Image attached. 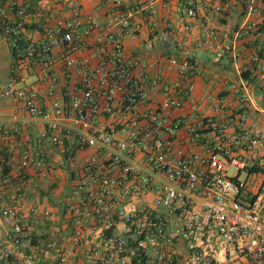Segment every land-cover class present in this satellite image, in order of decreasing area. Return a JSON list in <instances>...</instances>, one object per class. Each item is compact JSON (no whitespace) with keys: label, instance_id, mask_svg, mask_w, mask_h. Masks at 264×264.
<instances>
[{"label":"built area","instance_id":"built-area-1","mask_svg":"<svg viewBox=\"0 0 264 264\" xmlns=\"http://www.w3.org/2000/svg\"><path fill=\"white\" fill-rule=\"evenodd\" d=\"M47 1L28 7L22 0H0V40L14 56L13 77L3 93L44 124L39 142L65 150L72 141L77 151H90L68 193L69 245L59 251L55 264H75L77 259L83 264H130L137 257L144 264H264V132L256 122L246 124V92L239 93V129L233 136L213 116L179 119L173 112L191 99L192 64L171 58L169 66H178L185 85L172 82L163 100L149 108L147 65L124 47V38L136 31L123 9L129 0H104L119 34L83 15L79 5L59 6L60 0H52L56 6L46 7ZM227 8L225 3L214 10ZM62 9L68 14L62 15ZM182 14L195 18L197 12L189 2ZM28 26L41 35L38 43L25 39ZM259 28L253 21L237 34L251 39ZM183 29L188 31V25ZM205 32L208 48L221 50L214 31L206 27ZM94 33L100 36L95 65L76 62L74 55ZM58 61L66 79L79 77L72 89L60 93L52 70ZM34 70L45 85L44 96L33 85L21 84ZM159 80L157 75L151 84ZM16 135L19 128L0 120V144ZM179 140L186 151L175 149ZM21 166L47 176L40 148L26 147ZM229 167L237 171L232 178ZM15 189L20 197L19 187ZM2 196L3 191L0 201ZM30 213L37 211L31 208ZM41 215L47 218L49 212ZM0 219L9 225L0 248L6 264H34L37 252L47 257L54 250L52 242L32 243L33 224L15 207L0 202Z\"/></svg>","mask_w":264,"mask_h":264},{"label":"crops","instance_id":"crops-1","mask_svg":"<svg viewBox=\"0 0 264 264\" xmlns=\"http://www.w3.org/2000/svg\"><path fill=\"white\" fill-rule=\"evenodd\" d=\"M35 1L22 0L28 7ZM189 2L196 9L195 18L182 14ZM225 3L228 4L227 9L220 12L214 10ZM66 4L79 5L83 15L94 17L101 27L119 34V26L115 24L110 7L104 0H60L58 5ZM45 6L56 5L48 0ZM251 8L255 13L250 12ZM123 9L129 15L131 26L136 27L132 36L124 38L125 50L147 65V107L158 105L163 100L164 89L172 82L182 81L178 66H169V59L173 58L177 63L188 59L192 64L188 82L193 85V91L190 100L184 99L183 108L173 112L175 117L188 119L193 114L213 116L226 127V133L233 136L239 129V93L244 91L250 101L245 109L246 124L256 122L264 132V0H157L154 3L150 0H129ZM67 14L62 9V15ZM253 21L260 27L258 35L251 39L238 36L237 31ZM184 25H188V31L183 29ZM206 27L214 31L223 45L221 50L208 48ZM35 30L32 28L24 34L29 43L41 40V35ZM99 37L94 33L85 39L84 48L74 55L76 62L89 60L92 66L95 65L94 52ZM59 52V49L54 51L56 55ZM256 57L259 61H254ZM13 65L14 56L8 44L0 40L1 83L7 84L12 79ZM52 70L57 79V93L72 89L79 78L73 74V78L66 79L64 67L59 61ZM157 75L161 80L152 85L151 81ZM28 78L32 80L28 81ZM182 83L185 85L184 80ZM21 84L33 85L41 96L47 93L37 70L24 76ZM216 106L220 107L218 112L214 110ZM0 120L9 127L20 129V135L0 144V195L2 191L5 193L0 202L15 207L25 221L33 224L31 239L34 245L54 244V250L47 257L37 252L34 264H55L59 251L69 245L66 221L68 193L90 151H77L72 141L66 143L65 150L46 142L41 144L39 139L44 132V124L32 118L18 101L5 96L1 88ZM26 147L31 150L40 148L44 152L48 162L46 177L39 176L32 167L22 168L21 154ZM175 149L186 151L184 141H177ZM4 166L8 167L6 174ZM15 187H19L20 197ZM31 208H35L36 215L30 213ZM43 212H49V217H43ZM8 231L9 225L0 219V248L4 247L3 239ZM25 252L29 253V249L26 248ZM0 264L6 263L0 258ZM75 264L83 263L77 259Z\"/></svg>","mask_w":264,"mask_h":264},{"label":"rangeland","instance_id":"rangeland-1","mask_svg":"<svg viewBox=\"0 0 264 264\" xmlns=\"http://www.w3.org/2000/svg\"><path fill=\"white\" fill-rule=\"evenodd\" d=\"M30 80H32V78H28V81H30ZM6 84L5 83H1L0 82V88L3 90V88H4V86H5ZM2 86V87H1ZM236 173H237V171H236V169L234 168V167H229L228 168V171H227V175L229 176V177H234L235 175H236ZM242 181H244L245 180V178H246V173L244 172V171H242L241 172V174H240V177H239Z\"/></svg>","mask_w":264,"mask_h":264},{"label":"trees","instance_id":"trees-1","mask_svg":"<svg viewBox=\"0 0 264 264\" xmlns=\"http://www.w3.org/2000/svg\"><path fill=\"white\" fill-rule=\"evenodd\" d=\"M26 29L27 30H31L32 29V27H26ZM260 29V28H259ZM28 44L27 43H22V46H24V47H26ZM4 173L6 174L7 173V170H8V167H6V166H4ZM145 263V261H144V258H140V257H137V258H133L132 260H131V263L130 264H144Z\"/></svg>","mask_w":264,"mask_h":264}]
</instances>
